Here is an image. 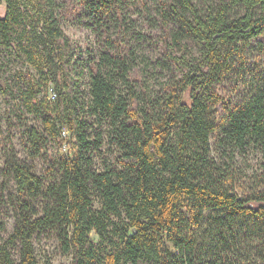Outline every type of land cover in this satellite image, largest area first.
<instances>
[{
	"label": "trees",
	"instance_id": "1",
	"mask_svg": "<svg viewBox=\"0 0 264 264\" xmlns=\"http://www.w3.org/2000/svg\"><path fill=\"white\" fill-rule=\"evenodd\" d=\"M5 1L0 40L47 52L38 83L21 72L29 108L36 85H56L23 144L32 161L50 138L68 150L40 174L9 149L0 264H40L48 231L71 264H264V162L243 194L232 187L236 151L264 152V0ZM69 18L93 34L86 57ZM0 88L11 93L1 71Z\"/></svg>",
	"mask_w": 264,
	"mask_h": 264
},
{
	"label": "rangeland",
	"instance_id": "2",
	"mask_svg": "<svg viewBox=\"0 0 264 264\" xmlns=\"http://www.w3.org/2000/svg\"><path fill=\"white\" fill-rule=\"evenodd\" d=\"M6 6V1L0 0V16L2 17L6 15ZM130 16L132 19L130 20V24L132 26L135 24L139 29L146 31L147 23L144 22L143 16L140 13L135 12L130 14ZM61 24L75 53L86 57L85 52L89 44L93 42L91 30L86 26L78 24L73 18L64 20ZM18 27L20 32L24 30V25L21 22ZM20 42L21 40H16L15 44L18 46V49H15L0 40V71L11 87L9 95L4 94L0 88V190L5 188L3 186L8 185V178L3 172V167L9 149L13 146L21 158L32 161L23 144L26 128L29 125H37L43 128V119L36 108L46 109L44 106L46 102L52 106L56 104V98L51 92L52 87L54 88L56 85L54 82H50L46 86H35L37 89L39 87L37 98L34 101L36 104L33 110L29 108L24 95V92L29 88V84L25 82L21 72L29 70L32 79H34L35 83H38L41 78V63L40 59H35V56H45L47 52L42 47L36 48L33 46V43L27 37H23L22 43ZM219 90L228 92L230 84L225 83L220 85ZM63 136L64 142L67 143L70 139V134L65 127H63ZM67 150L66 144L63 146L60 141L50 138L45 151L32 161L36 171L40 174H48L53 161L65 154ZM214 156H219V151L216 148H214ZM236 162L238 165V175L232 187L239 194H243L251 185L250 178L259 173V170L263 167L264 152L253 147H250L245 153L236 151ZM4 194L6 196L7 189ZM13 213L11 204L4 202L0 209V216L7 222L6 236L13 231L15 225ZM34 243L40 264H71L72 255L61 253L55 233L48 231L45 234L37 235ZM14 252L17 255L16 249ZM258 261L263 264L262 259H258Z\"/></svg>",
	"mask_w": 264,
	"mask_h": 264
},
{
	"label": "built area",
	"instance_id": "3",
	"mask_svg": "<svg viewBox=\"0 0 264 264\" xmlns=\"http://www.w3.org/2000/svg\"><path fill=\"white\" fill-rule=\"evenodd\" d=\"M51 92H52L53 96L56 98V91H55V89L53 87H52Z\"/></svg>",
	"mask_w": 264,
	"mask_h": 264
}]
</instances>
